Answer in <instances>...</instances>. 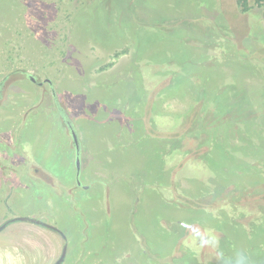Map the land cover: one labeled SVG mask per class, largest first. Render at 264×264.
Segmentation results:
<instances>
[{
	"label": "rangeland",
	"instance_id": "1",
	"mask_svg": "<svg viewBox=\"0 0 264 264\" xmlns=\"http://www.w3.org/2000/svg\"><path fill=\"white\" fill-rule=\"evenodd\" d=\"M3 81L0 264H264V0H0Z\"/></svg>",
	"mask_w": 264,
	"mask_h": 264
},
{
	"label": "flooded vegetation",
	"instance_id": "2",
	"mask_svg": "<svg viewBox=\"0 0 264 264\" xmlns=\"http://www.w3.org/2000/svg\"><path fill=\"white\" fill-rule=\"evenodd\" d=\"M27 77L29 78V80L34 85H36L40 88H43L45 85H47V84L49 85L51 83V81L49 79L41 82L34 76L28 75ZM5 84L6 83L4 81L0 82V153H1V147L2 146H7L8 143L11 145L13 140H14V132L11 133L13 128H14V125H12V120L7 119L6 117L4 118L5 113L10 114V116H11L13 114V109H14L13 105H12L13 101L11 100L13 96L9 95V94L8 95L4 94V88L6 86ZM8 96H9V98H8ZM10 100H11V102H10ZM10 119H12V118H10ZM3 121H4V123H3ZM3 124L5 125V128H3ZM70 128H71V126H70ZM70 130H72V128ZM8 133H9V136H5V134L8 135ZM72 134L74 136L75 148L77 149V155H78L79 154V151H78L79 145L77 143L76 135H74L73 131H72ZM76 160H77L76 167H77L78 176H79V174H80L79 173L80 172V159L78 156H77ZM67 249H68V247H67Z\"/></svg>",
	"mask_w": 264,
	"mask_h": 264
},
{
	"label": "clouds",
	"instance_id": "3",
	"mask_svg": "<svg viewBox=\"0 0 264 264\" xmlns=\"http://www.w3.org/2000/svg\"><path fill=\"white\" fill-rule=\"evenodd\" d=\"M189 241L197 251L206 246L216 250L219 244L217 237L210 232L202 233L201 231H197L195 234L190 235ZM197 241H199L198 245ZM217 256L219 257L220 264H252L250 255L244 250H236L234 255L227 259H225L223 252H217Z\"/></svg>",
	"mask_w": 264,
	"mask_h": 264
},
{
	"label": "water",
	"instance_id": "4",
	"mask_svg": "<svg viewBox=\"0 0 264 264\" xmlns=\"http://www.w3.org/2000/svg\"><path fill=\"white\" fill-rule=\"evenodd\" d=\"M15 222H29V223L35 224L37 226L52 230V231H56V232L58 231V229L55 226H53V225H51L45 221H42L38 218L29 217V216H19V217H14L12 219H9L4 224H2L0 226V232H2L10 224L15 223ZM66 254H67V245H64L60 258L54 264H63V262L66 258Z\"/></svg>",
	"mask_w": 264,
	"mask_h": 264
},
{
	"label": "trees",
	"instance_id": "5",
	"mask_svg": "<svg viewBox=\"0 0 264 264\" xmlns=\"http://www.w3.org/2000/svg\"><path fill=\"white\" fill-rule=\"evenodd\" d=\"M175 82V81H174ZM207 144H208V142H207ZM209 145V144H208ZM238 146H240V145H238ZM239 151V150H238ZM240 151H242V154L243 153H245V152H247V148L245 149V150H240ZM204 160H205V158L204 159H201V162H204ZM260 216V215H259ZM261 218H262V216L260 217V221H262L261 220ZM261 253V252H260ZM255 254V256H258V252H255L254 253Z\"/></svg>",
	"mask_w": 264,
	"mask_h": 264
}]
</instances>
